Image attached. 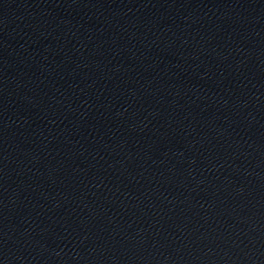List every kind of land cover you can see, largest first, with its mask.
I'll return each mask as SVG.
<instances>
[{"label": "water", "instance_id": "1", "mask_svg": "<svg viewBox=\"0 0 264 264\" xmlns=\"http://www.w3.org/2000/svg\"><path fill=\"white\" fill-rule=\"evenodd\" d=\"M0 264H264V0H0Z\"/></svg>", "mask_w": 264, "mask_h": 264}]
</instances>
